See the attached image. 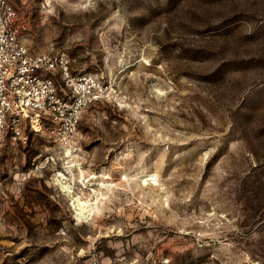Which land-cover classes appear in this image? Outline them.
Returning a JSON list of instances; mask_svg holds the SVG:
<instances>
[{"label":"rangeland","instance_id":"obj_1","mask_svg":"<svg viewBox=\"0 0 264 264\" xmlns=\"http://www.w3.org/2000/svg\"><path fill=\"white\" fill-rule=\"evenodd\" d=\"M11 1L105 93L0 141V264H264V0Z\"/></svg>","mask_w":264,"mask_h":264},{"label":"built area","instance_id":"obj_2","mask_svg":"<svg viewBox=\"0 0 264 264\" xmlns=\"http://www.w3.org/2000/svg\"><path fill=\"white\" fill-rule=\"evenodd\" d=\"M29 42V23L11 0H0V141L26 143L29 127L50 121L58 146L76 152L78 126L103 98L104 85L92 74L78 73L76 58L65 50L34 52Z\"/></svg>","mask_w":264,"mask_h":264},{"label":"bare ground","instance_id":"obj_3","mask_svg":"<svg viewBox=\"0 0 264 264\" xmlns=\"http://www.w3.org/2000/svg\"><path fill=\"white\" fill-rule=\"evenodd\" d=\"M35 126L38 127L37 124H35ZM75 165L76 164H74V166ZM66 168H67V170H65V171H67V172L72 171L70 169V166H66ZM65 171L58 174L59 175L58 184H60L62 186V190H64L66 192V194L71 195L72 189L67 184H64V181L62 180V179H66ZM72 198H73L72 205L74 206V209H76L77 214H78L80 219L84 220V219L90 217L91 215H93L94 208L90 207V203L88 204L86 201L82 200L81 197H79V196L72 197ZM95 209H96V206H95Z\"/></svg>","mask_w":264,"mask_h":264}]
</instances>
